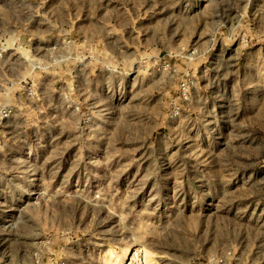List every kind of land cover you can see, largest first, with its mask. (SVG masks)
<instances>
[{
    "label": "rangeland",
    "instance_id": "rangeland-1",
    "mask_svg": "<svg viewBox=\"0 0 264 264\" xmlns=\"http://www.w3.org/2000/svg\"><path fill=\"white\" fill-rule=\"evenodd\" d=\"M2 107L0 264H264V0H0Z\"/></svg>",
    "mask_w": 264,
    "mask_h": 264
},
{
    "label": "built area",
    "instance_id": "built-area-1",
    "mask_svg": "<svg viewBox=\"0 0 264 264\" xmlns=\"http://www.w3.org/2000/svg\"><path fill=\"white\" fill-rule=\"evenodd\" d=\"M187 98H188V88L186 87V83H183L180 89V99H187ZM175 110L179 111L180 107L176 106ZM11 114H12L11 107H2L0 109V126L3 124L4 121L8 120ZM64 250H67V246L64 247ZM50 253L55 256L54 258H52L51 261H49L50 264H66L65 261H59L58 258H56L55 252L50 250ZM229 255L231 256V253H229ZM133 261H135V264H145L143 263L141 253L137 255V253L134 252L130 257L129 264H133ZM32 264H44V261L36 257L35 259L33 258ZM196 264H240V262L234 261L233 263H230V260L226 258V256H220L218 254L213 253L209 255L205 259V261H198L196 262Z\"/></svg>",
    "mask_w": 264,
    "mask_h": 264
},
{
    "label": "bare ground",
    "instance_id": "bare-ground-1",
    "mask_svg": "<svg viewBox=\"0 0 264 264\" xmlns=\"http://www.w3.org/2000/svg\"><path fill=\"white\" fill-rule=\"evenodd\" d=\"M136 253H137V255L139 254V252H138V251H136ZM147 264H150V263H148V262H147Z\"/></svg>",
    "mask_w": 264,
    "mask_h": 264
}]
</instances>
